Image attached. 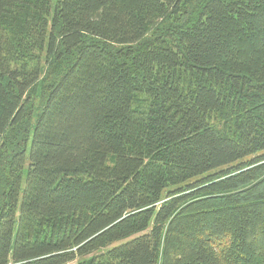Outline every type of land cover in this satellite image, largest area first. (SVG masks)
I'll return each mask as SVG.
<instances>
[{
	"label": "trees",
	"instance_id": "16d2710c",
	"mask_svg": "<svg viewBox=\"0 0 264 264\" xmlns=\"http://www.w3.org/2000/svg\"><path fill=\"white\" fill-rule=\"evenodd\" d=\"M0 264H264V0H0Z\"/></svg>",
	"mask_w": 264,
	"mask_h": 264
}]
</instances>
